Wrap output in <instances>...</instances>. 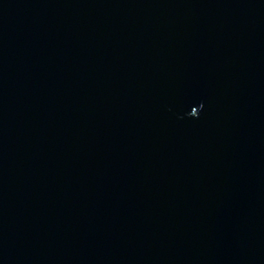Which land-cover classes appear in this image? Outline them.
I'll use <instances>...</instances> for the list:
<instances>
[{
    "label": "water",
    "instance_id": "95a60500",
    "mask_svg": "<svg viewBox=\"0 0 264 264\" xmlns=\"http://www.w3.org/2000/svg\"><path fill=\"white\" fill-rule=\"evenodd\" d=\"M0 264H264V0H0Z\"/></svg>",
    "mask_w": 264,
    "mask_h": 264
}]
</instances>
